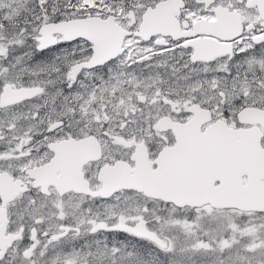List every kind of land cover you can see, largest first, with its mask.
Listing matches in <instances>:
<instances>
[{"label":"snow or ice","instance_id":"snow-or-ice-1","mask_svg":"<svg viewBox=\"0 0 264 264\" xmlns=\"http://www.w3.org/2000/svg\"><path fill=\"white\" fill-rule=\"evenodd\" d=\"M0 264H264V0H0Z\"/></svg>","mask_w":264,"mask_h":264}]
</instances>
